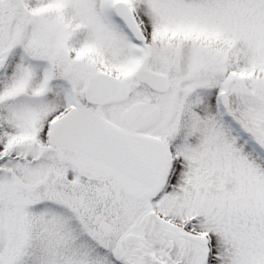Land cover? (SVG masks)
Returning a JSON list of instances; mask_svg holds the SVG:
<instances>
[{
    "label": "snow or ice",
    "instance_id": "obj_1",
    "mask_svg": "<svg viewBox=\"0 0 264 264\" xmlns=\"http://www.w3.org/2000/svg\"><path fill=\"white\" fill-rule=\"evenodd\" d=\"M0 264H264V0H0Z\"/></svg>",
    "mask_w": 264,
    "mask_h": 264
}]
</instances>
